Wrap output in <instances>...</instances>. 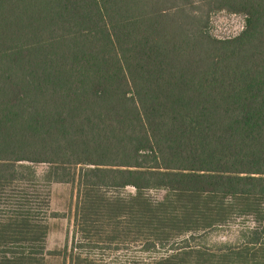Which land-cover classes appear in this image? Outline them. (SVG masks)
I'll use <instances>...</instances> for the list:
<instances>
[{
	"label": "trees",
	"instance_id": "1",
	"mask_svg": "<svg viewBox=\"0 0 264 264\" xmlns=\"http://www.w3.org/2000/svg\"><path fill=\"white\" fill-rule=\"evenodd\" d=\"M106 232L175 248L149 264H264V0H0V264H83Z\"/></svg>",
	"mask_w": 264,
	"mask_h": 264
},
{
	"label": "rangeland",
	"instance_id": "2",
	"mask_svg": "<svg viewBox=\"0 0 264 264\" xmlns=\"http://www.w3.org/2000/svg\"><path fill=\"white\" fill-rule=\"evenodd\" d=\"M243 27L244 19L242 17L218 14L213 18V34L219 38L236 36ZM50 191L51 209L59 213L61 217L53 218L49 222L50 233L46 244L47 251L57 253L65 251L68 247V253H70L73 250L72 247L76 246L79 235L74 228L73 214L70 215V208L75 205V195L72 187L64 184L52 185ZM152 195L157 199L161 198V194L152 193ZM250 222L245 218L231 220L225 227L214 232L210 239L212 243L230 242L233 245L237 241L239 231L250 225ZM105 234L107 236L104 235L97 240L96 248L82 254V257L88 260L83 264H149L176 253V251H172L175 248L168 245L146 249L148 243L143 238L134 240L132 237H128L127 241L121 242V240H112L110 232ZM69 259L70 257L66 260L67 262H64L61 257L51 255L45 264H71Z\"/></svg>",
	"mask_w": 264,
	"mask_h": 264
}]
</instances>
